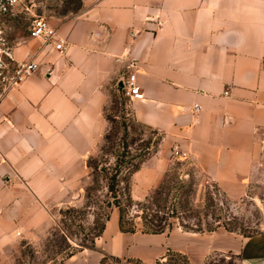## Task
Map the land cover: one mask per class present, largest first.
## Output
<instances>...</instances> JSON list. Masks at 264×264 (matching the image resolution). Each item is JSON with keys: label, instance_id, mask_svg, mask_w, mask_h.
<instances>
[{"label": "crops", "instance_id": "1", "mask_svg": "<svg viewBox=\"0 0 264 264\" xmlns=\"http://www.w3.org/2000/svg\"><path fill=\"white\" fill-rule=\"evenodd\" d=\"M82 3L76 14L48 19L68 45L65 55L29 33L8 35L0 18L16 61L38 64L17 89L0 93V252L47 235L52 209L80 196L87 162L108 132L106 108L124 99L131 74L145 98L126 96L130 115L162 135L158 152L133 175L134 194L170 170L174 149L224 190L251 179L264 135V0ZM169 247L192 264L216 251L264 264V233L244 240L222 229L123 233L117 211L95 248L61 264H153Z\"/></svg>", "mask_w": 264, "mask_h": 264}, {"label": "rangeland", "instance_id": "2", "mask_svg": "<svg viewBox=\"0 0 264 264\" xmlns=\"http://www.w3.org/2000/svg\"><path fill=\"white\" fill-rule=\"evenodd\" d=\"M82 4V0H26L0 18L8 35L30 36L35 16H70L79 12ZM105 114L108 132L87 162L90 176L80 196L52 209L54 223L47 235L1 251L0 264H61L72 254L93 249L113 211H123L125 228H134L138 234H148L143 232L148 227L162 228L164 233L174 230L189 234L222 229L242 240L264 233V135H260L248 184L224 190L192 161L176 158L174 149L170 170L154 187L134 194L133 175L158 152L162 135L134 120L125 95L124 99L115 97ZM167 250L153 264H192L184 254L170 247ZM103 264L147 263L106 258ZM202 264L244 263L236 253L216 251Z\"/></svg>", "mask_w": 264, "mask_h": 264}, {"label": "built area", "instance_id": "3", "mask_svg": "<svg viewBox=\"0 0 264 264\" xmlns=\"http://www.w3.org/2000/svg\"><path fill=\"white\" fill-rule=\"evenodd\" d=\"M26 0H0V15H9L15 7L25 4ZM30 37L42 41L45 46H55L60 54L65 55L68 49L66 42L59 40L57 30L43 16H35ZM38 70V64L33 60L18 62L15 58V49L5 29L0 26V93L4 94L17 89L26 80L31 78ZM126 96L130 100L145 98L141 87L137 84L135 74L129 75ZM200 108L197 106L195 111ZM174 155L180 160L189 159L186 153L175 149Z\"/></svg>", "mask_w": 264, "mask_h": 264}, {"label": "trees", "instance_id": "4", "mask_svg": "<svg viewBox=\"0 0 264 264\" xmlns=\"http://www.w3.org/2000/svg\"><path fill=\"white\" fill-rule=\"evenodd\" d=\"M138 170H139V168L136 169V171H138ZM113 190H114V184L110 185V191L112 192ZM129 200H132L131 197H129ZM115 205L120 208L119 203H116ZM108 220H109V217H108L107 221ZM105 226H106V224H105ZM105 226H104L103 232L105 230ZM120 229H121V231L123 233H136V229H134V228L133 229H127V228H125V221H124L123 211H121V213H120ZM103 232H102V234H103ZM143 232L144 233H148V234H161V233H164L165 230L162 229V228L152 229V228L148 227ZM72 255H70L69 257H71Z\"/></svg>", "mask_w": 264, "mask_h": 264}]
</instances>
